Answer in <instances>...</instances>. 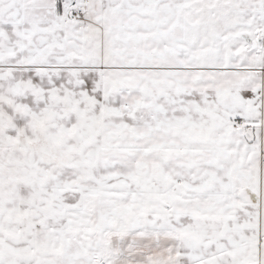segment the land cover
Wrapping results in <instances>:
<instances>
[{
  "label": "snow or ice",
  "instance_id": "6c2138e0",
  "mask_svg": "<svg viewBox=\"0 0 264 264\" xmlns=\"http://www.w3.org/2000/svg\"><path fill=\"white\" fill-rule=\"evenodd\" d=\"M0 264H264V0H0Z\"/></svg>",
  "mask_w": 264,
  "mask_h": 264
}]
</instances>
